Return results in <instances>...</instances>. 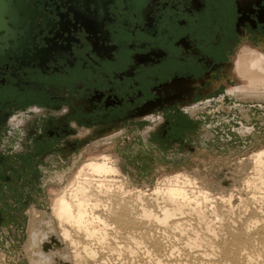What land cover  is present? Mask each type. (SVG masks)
I'll use <instances>...</instances> for the list:
<instances>
[{"label": "flooded vegetation", "instance_id": "flooded-vegetation-1", "mask_svg": "<svg viewBox=\"0 0 264 264\" xmlns=\"http://www.w3.org/2000/svg\"><path fill=\"white\" fill-rule=\"evenodd\" d=\"M15 3L0 32L5 251L22 243L32 209L25 246L49 231V213L36 209L46 187L92 148L148 174L153 157L174 167L201 150L245 147L259 131L243 115L264 113V90H241L225 71L264 50V0Z\"/></svg>", "mask_w": 264, "mask_h": 264}, {"label": "bare ground", "instance_id": "bare-ground-1", "mask_svg": "<svg viewBox=\"0 0 264 264\" xmlns=\"http://www.w3.org/2000/svg\"><path fill=\"white\" fill-rule=\"evenodd\" d=\"M255 51L225 71L239 89L264 90V50ZM227 174L231 186L217 190L187 172L147 186L132 183L118 157L87 156L49 198V231L23 251L54 237L69 264H264V147ZM28 216L29 231L39 212ZM38 254L36 264H51Z\"/></svg>", "mask_w": 264, "mask_h": 264}, {"label": "rangeland", "instance_id": "rangeland-1", "mask_svg": "<svg viewBox=\"0 0 264 264\" xmlns=\"http://www.w3.org/2000/svg\"><path fill=\"white\" fill-rule=\"evenodd\" d=\"M257 103V102H256ZM264 106V102H259ZM264 111V109H263ZM260 110L257 112H249L250 117L244 113L243 118L245 121L251 125V127H257L259 131L256 130V136L250 138L248 141L249 144L245 147L238 148V147H226L224 150H216L214 148L212 152H206L204 150L199 151L195 155L189 156L186 161H184L183 164L172 166H164L162 164H159L158 161L155 160L153 157V167L148 172V174L144 172H139V169L135 166H123L122 160L119 161L121 171L124 175H127L129 179L132 180L135 179V183H139L141 185H147L152 186L153 183L157 178H160L165 175H172L178 172H187L191 176H195L198 179H201L202 181L206 182L207 184H210L211 187L215 190L218 188H227L228 186H231V181H226L230 176L227 174V172L233 174L235 170L238 167V160L248 156L251 154L254 150L264 147V113H261ZM263 118V119H262ZM237 146V145H234ZM92 151L88 152L83 157H79V159L75 162L76 164H79V162L87 156H95V155H112L114 157H117L113 153V151H103V148H92ZM106 152V153H102ZM109 152V153H108ZM242 152V153H241ZM111 153V154H110ZM75 168V167H74ZM71 170L68 169L63 175L59 176L57 178V181H62L64 178H68L71 174ZM126 173H125V172ZM144 173V174H143ZM193 173V174H191ZM199 176V177H198ZM134 177V178H133ZM144 179V180H143ZM218 179V180H217ZM143 181V183H142ZM53 182V183H55ZM211 182V183H210ZM64 183V182H63ZM133 183V182H132ZM221 183V184H220ZM52 186V187H51ZM51 186H47L41 201V207H36L37 210L43 212L45 214H48V208H49V198L55 193L57 189H59L62 184H59L55 187V185L51 184ZM215 187V188H214ZM57 188V189H56ZM42 229V228H40ZM44 230V229H42ZM44 232H47V230H44ZM28 231L26 232V236L24 237L22 243L17 247H10L8 251H5L2 247H0V255L4 253L5 259L2 260L0 258V264H36L38 261V252L41 251L39 248H35L34 250H29L26 254L24 250V246L27 245L28 241ZM47 255L51 258V260L56 259V255L53 253V251H49ZM27 256V257H26ZM2 260V261H1ZM51 264H56V262H52Z\"/></svg>", "mask_w": 264, "mask_h": 264}, {"label": "water", "instance_id": "water-1", "mask_svg": "<svg viewBox=\"0 0 264 264\" xmlns=\"http://www.w3.org/2000/svg\"><path fill=\"white\" fill-rule=\"evenodd\" d=\"M14 2H15V0H0V32L5 30L7 27L6 19L10 16L9 9L10 8L14 9V8H17V6H18L16 3L14 4ZM249 50L254 51L255 49L249 48ZM52 240L55 241V238L53 237V239H51L49 241H45L43 244H41L39 246V249L41 251H39L38 253H42L45 256V255H47V253H49V251H53V253L57 257H56V259L51 260L52 262L54 261V262H56V264H69L68 260H66V258L64 256H62L60 253L61 246L56 245V243L53 242ZM48 258L50 259L49 256H48Z\"/></svg>", "mask_w": 264, "mask_h": 264}]
</instances>
